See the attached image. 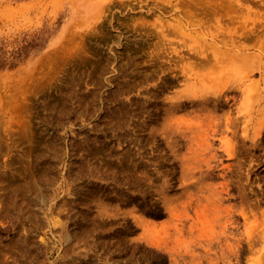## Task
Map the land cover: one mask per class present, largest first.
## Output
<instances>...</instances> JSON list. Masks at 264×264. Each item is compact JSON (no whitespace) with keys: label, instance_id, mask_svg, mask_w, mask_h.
<instances>
[{"label":"rangeland","instance_id":"374dc122","mask_svg":"<svg viewBox=\"0 0 264 264\" xmlns=\"http://www.w3.org/2000/svg\"><path fill=\"white\" fill-rule=\"evenodd\" d=\"M0 264H264V0H0Z\"/></svg>","mask_w":264,"mask_h":264},{"label":"bare ground","instance_id":"6f19581e","mask_svg":"<svg viewBox=\"0 0 264 264\" xmlns=\"http://www.w3.org/2000/svg\"><path fill=\"white\" fill-rule=\"evenodd\" d=\"M27 183H28V182H27ZM25 187H26V186H25ZM26 248H27V247H26ZM26 248H25V249H26Z\"/></svg>","mask_w":264,"mask_h":264}]
</instances>
